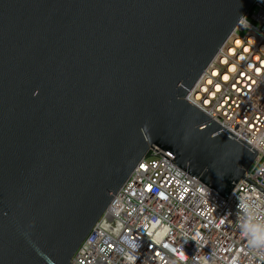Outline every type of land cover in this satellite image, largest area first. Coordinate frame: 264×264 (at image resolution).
<instances>
[{"label":"water","instance_id":"obj_1","mask_svg":"<svg viewBox=\"0 0 264 264\" xmlns=\"http://www.w3.org/2000/svg\"><path fill=\"white\" fill-rule=\"evenodd\" d=\"M255 1L0 0V264H72L154 147L230 197L259 152L185 98Z\"/></svg>","mask_w":264,"mask_h":264},{"label":"built area","instance_id":"obj_2","mask_svg":"<svg viewBox=\"0 0 264 264\" xmlns=\"http://www.w3.org/2000/svg\"><path fill=\"white\" fill-rule=\"evenodd\" d=\"M259 152L224 198L154 147L73 256L72 264H264L242 225L264 227V0L185 98Z\"/></svg>","mask_w":264,"mask_h":264},{"label":"clouds","instance_id":"obj_3","mask_svg":"<svg viewBox=\"0 0 264 264\" xmlns=\"http://www.w3.org/2000/svg\"><path fill=\"white\" fill-rule=\"evenodd\" d=\"M243 233L247 236L248 243L256 249H264V227L254 225L251 220L242 225Z\"/></svg>","mask_w":264,"mask_h":264}]
</instances>
